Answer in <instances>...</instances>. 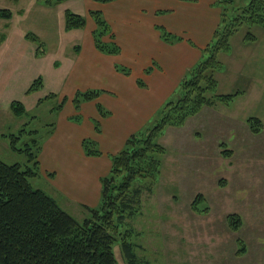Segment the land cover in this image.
<instances>
[{"label": "rangeland", "instance_id": "1", "mask_svg": "<svg viewBox=\"0 0 264 264\" xmlns=\"http://www.w3.org/2000/svg\"><path fill=\"white\" fill-rule=\"evenodd\" d=\"M248 1L216 0L213 7L228 13L225 21H229L235 8ZM0 7L12 11L10 19L0 18V37L5 38L0 43V159L24 167L26 155L11 148L10 134L19 136L13 142L17 148L32 138L41 145L46 137L62 97L58 70L66 66L73 45L83 42L82 29L65 28V9L86 17V6L84 0H63L56 6H43L39 0H0ZM248 31L256 40L244 39ZM28 33L37 35L39 42L26 38ZM243 42L250 51L228 60V79L226 59L222 63L219 55L223 75L217 74L221 68L214 72L215 93H240L227 105L210 106L215 114L199 110L181 126L166 125L156 135V142L165 148L158 172L133 181L142 189L140 209L122 219L115 216L116 264H128L123 240L149 264H264V192L258 194L260 185L250 181L255 175L264 177V26H240L230 38V48ZM38 77L43 85L28 91ZM180 92L178 83L168 100L177 99ZM50 93L54 96L37 103ZM13 100L22 103L24 113L11 111ZM156 113L135 132L141 134L136 141L147 136ZM250 116L259 118V131L249 128ZM142 145L139 141L137 146ZM223 148L228 155L221 153ZM29 182L34 188L46 187L41 177ZM229 213L240 216L238 227L228 224ZM89 216L84 209L74 213L78 221Z\"/></svg>", "mask_w": 264, "mask_h": 264}, {"label": "crops", "instance_id": "2", "mask_svg": "<svg viewBox=\"0 0 264 264\" xmlns=\"http://www.w3.org/2000/svg\"><path fill=\"white\" fill-rule=\"evenodd\" d=\"M215 1L84 0L85 24L76 28L83 31V42L73 45L74 52L66 58L69 59L66 66L58 70L63 102L40 145L39 174L33 177H41L47 189L39 188L72 216L83 212V205L97 206L100 177L110 167L109 154L119 151L129 135L139 131L154 116L185 72L202 57L201 49L219 22V10L213 7ZM90 10H100L108 22L113 37L106 34L103 40L115 41L119 45L117 53L103 52L95 46L92 35L95 23ZM161 28L182 38L164 40L160 36ZM4 39L1 34L0 43ZM242 44L236 43L234 50L230 48L231 55L227 54L229 51L219 53L222 63L226 59V80L230 69L228 60L250 51L248 44ZM117 66L128 70L122 71ZM222 70L223 64L217 74L222 76ZM1 83L2 80L0 86ZM86 89L98 90V94L75 108L74 93ZM211 107L203 106L200 112L213 115L216 112ZM93 120L98 121L97 128ZM83 138L94 140L100 153L85 154ZM250 181L260 185L257 193L263 194L264 177L255 175Z\"/></svg>", "mask_w": 264, "mask_h": 264}, {"label": "trees", "instance_id": "3", "mask_svg": "<svg viewBox=\"0 0 264 264\" xmlns=\"http://www.w3.org/2000/svg\"><path fill=\"white\" fill-rule=\"evenodd\" d=\"M39 1L42 5L54 6L63 0ZM235 9L237 12L230 16L229 21H225L228 13L219 12L218 26L213 30L209 42L201 49L202 57L188 69L189 75L185 73L180 80L179 97L165 101L158 109L156 114L159 115L148 128L147 136L139 140L143 145L138 147L139 141L135 140L140 139L141 134H131L123 148L109 154V170L100 177V201L94 207L82 206L90 214L82 221H78L61 208L45 191L31 186L29 178L39 174L37 156L40 145H36L35 139L32 138L30 143L17 148L13 142L18 140L19 136L10 134L11 148L23 152L28 165L21 167L18 162L7 163L0 159V264H116L112 251L115 216L122 219L125 214L131 215L140 209L142 189L133 186V181L148 177V174L154 176L158 172L159 157L165 148L156 142V135L160 134L166 125L181 126L187 117L196 114L203 106H214L217 103L227 105L240 93H215L214 72L222 66L218 55L230 50V38L243 24L264 26V0H249ZM89 13L95 23L92 31L95 46L103 52L117 53L119 45L115 41L103 40L106 34L111 38L113 36L100 10H90ZM11 15L12 12L8 8L0 7L1 18H10ZM84 24L83 15L65 9L66 29L80 28ZM160 36L164 40L172 41L182 38L164 28H161ZM25 37L39 42L34 33H28ZM244 37L245 40H256V36L249 31ZM118 68L122 71L128 70L124 67ZM138 83L142 84L140 81ZM42 85L43 80L40 77L35 78L28 91L36 90ZM97 94L98 90L93 89L76 91L72 98L74 107L78 108L81 102L91 100ZM52 96L54 94L50 93L39 98L37 103H42ZM62 102L60 99L58 109ZM10 108L15 115L25 112L20 101H11ZM98 110L103 113L100 106ZM246 121L251 131L260 130L259 118L250 116ZM93 122L97 128L98 121ZM21 131L23 128L19 130ZM81 144L87 155L100 153L92 139L83 138ZM221 153L228 155L229 150L223 148ZM199 196H196L194 201ZM226 218L230 226L236 228L241 224L238 214L229 213ZM122 249L128 264H149L146 259L136 257L129 241H122ZM239 250L243 251L244 247Z\"/></svg>", "mask_w": 264, "mask_h": 264}, {"label": "bare ground", "instance_id": "4", "mask_svg": "<svg viewBox=\"0 0 264 264\" xmlns=\"http://www.w3.org/2000/svg\"><path fill=\"white\" fill-rule=\"evenodd\" d=\"M155 74V73H154ZM156 94V93H155ZM159 95V94H158ZM122 125V124H121ZM113 129V128H112Z\"/></svg>", "mask_w": 264, "mask_h": 264}]
</instances>
